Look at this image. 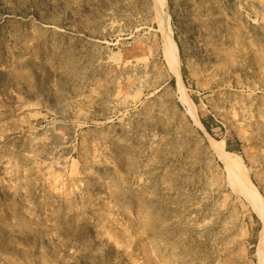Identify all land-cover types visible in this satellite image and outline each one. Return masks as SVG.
Instances as JSON below:
<instances>
[{"label":"rangeland","instance_id":"rangeland-1","mask_svg":"<svg viewBox=\"0 0 264 264\" xmlns=\"http://www.w3.org/2000/svg\"><path fill=\"white\" fill-rule=\"evenodd\" d=\"M165 3L0 0V264H257L264 0Z\"/></svg>","mask_w":264,"mask_h":264},{"label":"bare ground","instance_id":"bare-ground-1","mask_svg":"<svg viewBox=\"0 0 264 264\" xmlns=\"http://www.w3.org/2000/svg\"><path fill=\"white\" fill-rule=\"evenodd\" d=\"M158 4L159 6L160 5L163 6L166 3L165 0H158ZM163 35H164V40L161 41L163 42L162 53L164 55V59L169 68L170 73L173 75L174 79L176 80L177 92L181 93L183 89H182V80L180 78L179 50L177 48L176 43L172 39L170 32L164 31ZM184 99L185 98H183V100ZM185 100L187 101V99ZM187 104H191V103L188 102ZM189 110L190 109H188V111ZM191 118L193 121H197L196 116L194 114L192 115ZM209 146L214 151L218 160L222 163L224 170L228 175L229 179L231 180L234 188L247 201V203L249 204V206L252 208L253 212L257 216V218L262 223V230L260 232L257 248H256V259H257V264H264V199L250 181L247 175V171L240 158L234 156L231 153H227L223 148V146L218 142L215 143L212 142L210 143Z\"/></svg>","mask_w":264,"mask_h":264}]
</instances>
